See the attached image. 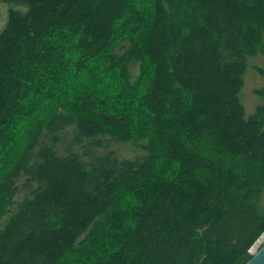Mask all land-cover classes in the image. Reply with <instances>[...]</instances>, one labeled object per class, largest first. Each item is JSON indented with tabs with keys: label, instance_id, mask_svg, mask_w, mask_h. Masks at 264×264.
Here are the masks:
<instances>
[{
	"label": "trees",
	"instance_id": "1",
	"mask_svg": "<svg viewBox=\"0 0 264 264\" xmlns=\"http://www.w3.org/2000/svg\"><path fill=\"white\" fill-rule=\"evenodd\" d=\"M18 1L0 31V264H245L264 233V104L246 117L241 99L264 0ZM68 127L100 154L59 151ZM109 136L146 153L101 155Z\"/></svg>",
	"mask_w": 264,
	"mask_h": 264
},
{
	"label": "rangeland",
	"instance_id": "2",
	"mask_svg": "<svg viewBox=\"0 0 264 264\" xmlns=\"http://www.w3.org/2000/svg\"><path fill=\"white\" fill-rule=\"evenodd\" d=\"M12 7L21 9L23 11L27 10L28 8V6L22 1L0 0V31L2 30V27L5 25L8 18L9 10ZM139 26L141 29L139 33L141 35L142 34L141 31L146 26L143 23V21H139ZM129 46H130V42L125 40L123 41V43L114 46V48L112 49V54H114L117 58H119V56L124 55V53H127ZM261 46L262 47L259 48V52L255 56L247 58L248 66L245 72L244 85L241 90V99L245 106L246 117L250 116L251 114H254L257 108L264 104L263 97L260 96L259 93H257V90L262 89L264 87V76L258 70L259 68H264V41ZM143 63H144L143 59L136 57H131L130 60L128 61L126 75L129 81H131L134 84L140 83V81L143 80L144 78V69L142 66ZM107 65H110V61L107 62ZM147 65L150 64L147 62ZM105 82L106 81H102L101 85H103ZM105 91L106 94L108 95L107 98L114 97L115 87L112 84L107 85ZM72 131L73 128L68 127V129H66L60 134V137L56 144V148L59 151L61 152L70 151V150L76 151L85 160H91L93 156L100 154L96 152L97 148L93 149L91 155H88L87 153H85L87 152V149H85L82 146L73 145L71 143L73 138ZM138 145H140V147ZM100 150L103 151L101 155H106L111 151L113 152L114 155L118 156L120 159L142 156L146 153V149L144 148L143 143H139L138 140L134 142H122L110 136L105 140L104 145ZM29 192H30L29 188L21 185L20 190L15 197V202L22 201L23 198L29 194ZM6 217L7 215L3 216L2 218L5 219ZM263 243H264V233L249 249L250 253L253 254L254 252H256Z\"/></svg>",
	"mask_w": 264,
	"mask_h": 264
},
{
	"label": "water",
	"instance_id": "3",
	"mask_svg": "<svg viewBox=\"0 0 264 264\" xmlns=\"http://www.w3.org/2000/svg\"><path fill=\"white\" fill-rule=\"evenodd\" d=\"M245 264H264V243Z\"/></svg>",
	"mask_w": 264,
	"mask_h": 264
}]
</instances>
